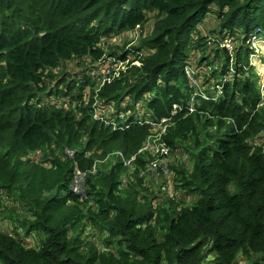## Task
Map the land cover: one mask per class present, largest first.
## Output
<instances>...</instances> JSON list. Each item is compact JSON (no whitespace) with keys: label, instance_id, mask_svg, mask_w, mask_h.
I'll list each match as a JSON object with an SVG mask.
<instances>
[{"label":"trees","instance_id":"16d2710c","mask_svg":"<svg viewBox=\"0 0 264 264\" xmlns=\"http://www.w3.org/2000/svg\"><path fill=\"white\" fill-rule=\"evenodd\" d=\"M146 27L139 48H102ZM254 35L264 0H0V264H264ZM148 119L169 120L163 141L192 162L169 168L188 205L157 206L122 161L98 164L122 153L145 170Z\"/></svg>","mask_w":264,"mask_h":264},{"label":"rangeland","instance_id":"374dc122","mask_svg":"<svg viewBox=\"0 0 264 264\" xmlns=\"http://www.w3.org/2000/svg\"><path fill=\"white\" fill-rule=\"evenodd\" d=\"M153 15L149 17L150 23L153 26ZM151 27H146L144 29H137L135 31H128L123 33H115L111 34L107 37H102V48L105 50L107 54L111 51H130L132 48H139L142 46L145 38L150 32ZM251 48L254 52V55L250 59L251 68L254 72V76L256 77L255 81L260 86L261 96H262V104L264 108V35L262 37L256 38L255 35L252 37L250 41ZM232 41L225 42L224 46L231 50L233 48ZM135 57L131 56V60L121 63L118 66H112L111 62H108L105 66L107 72H101L97 81H95L97 90L101 85L104 84L106 78H109L110 73L115 72V76H119V72L126 71L130 68V62L133 61ZM137 66H140L137 63ZM76 69H78L76 67ZM72 68L70 67V69ZM79 70V69H78ZM104 70V69H102ZM81 72V70L79 71ZM78 72V73H79ZM189 76L194 79V73L189 70ZM197 80V79H196ZM198 88V87H197ZM198 90V89H197ZM198 93L195 94L194 99L197 98ZM196 109L195 103L192 105L191 111L193 112ZM112 109L109 110L110 113ZM143 118V116H141ZM141 119V118H140ZM148 121H150L148 119ZM156 126H151V135L147 139L144 144L143 149L138 153V155L144 154L145 160L147 161L146 169L137 173L136 161L138 159L137 155L132 156L131 158H127L123 156L122 153H116L110 156V158L99 160L98 164L103 168L111 169L115 163L123 162V168L126 170L123 175V180L125 185L129 189H133L135 186L138 187V193L143 195L144 197L153 200L155 197H159L157 201V206H161L167 201L179 203L178 199H181L186 205L189 204V199L186 195H183L181 191L177 189L176 186H180L182 183L173 182L171 179V172L169 170L170 166L175 163L176 168L181 171H187L192 165V162L188 155L184 153V150L178 151L176 154H172L171 151L168 150V155H163V153H168L164 150L162 144H157V138L165 129L166 124L160 126L161 123H155ZM168 128V126H167ZM257 147H262L264 151V134L262 137L256 140ZM40 158V157H39ZM157 162V168H151L152 164ZM81 180L79 178L76 179L73 184L74 191L76 193H82L85 188V174ZM175 190L172 193V190ZM147 199V200H148ZM182 206V203H179ZM185 207V206H184ZM93 229H88L80 238L82 240H93Z\"/></svg>","mask_w":264,"mask_h":264},{"label":"built area","instance_id":"2783aa9c","mask_svg":"<svg viewBox=\"0 0 264 264\" xmlns=\"http://www.w3.org/2000/svg\"><path fill=\"white\" fill-rule=\"evenodd\" d=\"M105 82H111V80L109 79V78H106L105 79ZM103 122H107V120H102ZM147 125H150V126H156L157 124H155V122H153V121H148V120H146V122H145ZM168 123H169V120H167V119H164V120H162L161 121V124H160V126L161 125H163V124H166V127H165V129L162 131V133L158 136V138H157V144H162V146L164 147V150L166 151V152H168V148H167V146H166V144H165V142L163 141V136L166 134V132H167V126H168ZM170 151V150H169ZM161 152H162V154L163 155H168L169 154V152L168 153H163V151L161 150ZM157 162H155V163H153L152 164V166H151V168H157ZM83 176L84 175H82V173L81 172H77V174H76V179L77 178H79V180H81L82 178H83Z\"/></svg>","mask_w":264,"mask_h":264}]
</instances>
